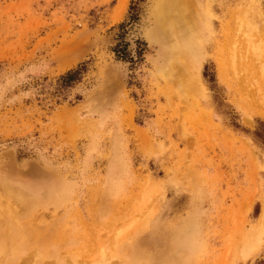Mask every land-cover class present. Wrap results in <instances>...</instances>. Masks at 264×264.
I'll list each match as a JSON object with an SVG mask.
<instances>
[{"label": "rangeland", "instance_id": "1", "mask_svg": "<svg viewBox=\"0 0 264 264\" xmlns=\"http://www.w3.org/2000/svg\"><path fill=\"white\" fill-rule=\"evenodd\" d=\"M178 1L164 31L170 0H0V264H142L156 234L264 264V0Z\"/></svg>", "mask_w": 264, "mask_h": 264}, {"label": "bare ground", "instance_id": "2", "mask_svg": "<svg viewBox=\"0 0 264 264\" xmlns=\"http://www.w3.org/2000/svg\"><path fill=\"white\" fill-rule=\"evenodd\" d=\"M178 4H179L178 0H170V4L165 6L163 10V13H164L163 22H165V27H163L164 31H166V29L169 28L170 26L179 22L181 19L185 18V12L183 13L181 9H177ZM174 9L175 10L177 9L179 11L174 17H172V13ZM257 31L260 33L259 36L261 35L260 38H262L263 41L262 39H260L262 43L259 42V44L252 46V51H253L252 54L258 55L259 59L257 60L261 62V65H262L261 74H263V78H264V23L260 25V28ZM164 52H165V49H164ZM164 52L162 51L163 54ZM163 59H164L163 61H165V65L167 64L171 71H174V70L180 71L179 75H176V78L185 76L184 74H186V70L188 69V65L186 64H188V62L185 61V58L182 52L179 51L178 46H174L169 51L167 50ZM256 67L258 66L256 65ZM261 101H264V100L259 99V96L252 97V104L258 105V103ZM262 104L264 105V102ZM258 107L260 109L259 105ZM263 221H264V210H263V215H262V219L260 223H263ZM192 228H193V224L192 223L188 224L187 231H190ZM36 233L38 232L35 229H30V230L21 229L17 233V236L19 238L18 243H25L27 241L34 240L35 238H33V236L36 235ZM42 239H39V240H42ZM149 240H150L149 241L150 243L146 242L144 244V247L142 246V249H141L142 254H132L133 256H135L134 258H136V260L138 261H141L142 264H191L192 263V258L190 257H193V253L196 251V247L193 246L192 244V242L194 241L193 237L188 238L186 234H182L180 238H177L176 241L172 243V240L167 241L166 236L156 234L152 236L151 238H149ZM158 242L159 243L162 242L161 248L159 247L160 245H158ZM175 254H177L178 256H176Z\"/></svg>", "mask_w": 264, "mask_h": 264}, {"label": "trees", "instance_id": "3", "mask_svg": "<svg viewBox=\"0 0 264 264\" xmlns=\"http://www.w3.org/2000/svg\"><path fill=\"white\" fill-rule=\"evenodd\" d=\"M130 9H132V8H130ZM143 52H144V50L142 48L136 49L135 60H132V57H131V58H129L130 61L131 62L141 61L142 57H143ZM114 53L119 58H122V59L128 58V54L126 52V46L123 43V41H121V40L119 41V43L114 48ZM85 70H86V65H81L76 70L69 71L66 74H64L63 76H61L58 89L63 90V89H66L67 87H70L71 84L79 82L80 77L85 72Z\"/></svg>", "mask_w": 264, "mask_h": 264}]
</instances>
